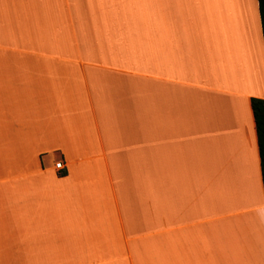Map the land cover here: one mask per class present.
Here are the masks:
<instances>
[{
    "label": "crops",
    "instance_id": "crops-1",
    "mask_svg": "<svg viewBox=\"0 0 264 264\" xmlns=\"http://www.w3.org/2000/svg\"><path fill=\"white\" fill-rule=\"evenodd\" d=\"M252 98L258 0H0V264H264Z\"/></svg>",
    "mask_w": 264,
    "mask_h": 264
},
{
    "label": "trees",
    "instance_id": "trees-1",
    "mask_svg": "<svg viewBox=\"0 0 264 264\" xmlns=\"http://www.w3.org/2000/svg\"><path fill=\"white\" fill-rule=\"evenodd\" d=\"M259 1V12L264 36V0ZM251 107L255 119L258 137L259 156L261 163L262 180L264 186V99L252 98Z\"/></svg>",
    "mask_w": 264,
    "mask_h": 264
},
{
    "label": "built area",
    "instance_id": "built-area-1",
    "mask_svg": "<svg viewBox=\"0 0 264 264\" xmlns=\"http://www.w3.org/2000/svg\"><path fill=\"white\" fill-rule=\"evenodd\" d=\"M56 167H57L58 169H62V168H63V163H62V162H58V163H56Z\"/></svg>",
    "mask_w": 264,
    "mask_h": 264
}]
</instances>
